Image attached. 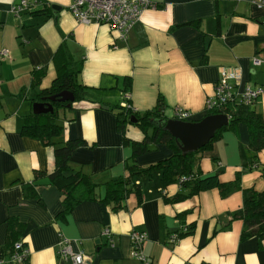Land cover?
<instances>
[{"label": "crops", "instance_id": "obj_1", "mask_svg": "<svg viewBox=\"0 0 264 264\" xmlns=\"http://www.w3.org/2000/svg\"><path fill=\"white\" fill-rule=\"evenodd\" d=\"M20 1L0 0V51H8L0 54V259L4 264H74L59 255L63 238L88 256L86 264H141L132 254L134 230L147 233L143 251L149 264H264V239L242 240L243 222L230 221L231 214L242 208L243 189L264 191L260 169L243 170L241 146L250 141L245 124L237 132H224L211 149L199 153L194 164L203 175L219 173L223 182L240 173L242 189L230 196L223 198L214 188L167 203L163 194H173L179 187L162 191L157 171L140 179L141 202L131 195L124 208L113 212L104 203L84 201L66 217L58 216L63 209L58 188L47 179L34 180L36 170L54 168L53 148L21 133L37 95L31 86L32 71L47 66L42 87L51 85L56 76L54 52L66 44L76 58L83 59L80 80L98 89L106 103L84 100L67 108L61 140L81 138L89 143L74 152L70 163L91 175L104 196L105 183L125 174V161L132 154L107 104L122 103L126 77L132 81L129 102L137 111L159 107L174 119L173 109L180 106L200 120L207 115L205 103L214 93L221 67H238L241 86L250 82L264 88V8L254 0H153L158 7L145 9L124 38L107 24L79 22L70 10L72 0H30L39 2L15 15L10 7ZM46 6L51 15L43 11ZM192 21L201 24L197 27ZM256 57L261 64L254 63ZM254 108L264 116V92ZM127 135L144 138L133 124ZM172 152L168 145L158 144L139 155L137 162L147 166ZM260 160L264 163V151ZM26 183L36 185L45 206L23 196ZM184 210L190 211L187 221L197 222L196 231L166 243L168 232L182 230L177 213ZM10 217L26 226L24 241L30 254L22 262L11 260L4 249ZM106 227L114 244L103 234Z\"/></svg>", "mask_w": 264, "mask_h": 264}, {"label": "trees", "instance_id": "obj_2", "mask_svg": "<svg viewBox=\"0 0 264 264\" xmlns=\"http://www.w3.org/2000/svg\"><path fill=\"white\" fill-rule=\"evenodd\" d=\"M253 1V0H252ZM46 6L44 12L48 11L51 15V8ZM38 14L39 12H32ZM218 14V19H219ZM197 27L201 21H192ZM56 68V76L51 85L42 87L43 79L47 74V66L35 68L32 75L31 86L37 90V95L32 99L35 102L50 103L54 111L48 113L35 114L33 111L26 115L23 120L21 133L24 136L38 139L43 145L53 148L55 165L52 170L42 172L36 170L34 180L47 179L48 183L53 184L62 193L63 209L58 214L59 217H66L74 208L84 201H98L110 206L113 212H118L126 206L127 199L135 195L138 201L143 198L141 178H151L159 171L161 172L162 191L171 185H178L179 189L173 194L164 193V201L175 204L192 198L202 191L214 188L219 189L223 198L242 189L241 174L237 173L235 178L223 182L220 174L203 175L195 168V162L199 153L212 148L213 144L220 140L223 133L237 132L240 124H245L249 133V144L241 146L243 159V170L251 171L255 167L260 169L264 176V163L261 162V153L264 151V116L256 108L243 103H229L221 108L207 112V115L225 114L230 117L229 124L223 126L216 133L215 137L203 148L189 154H183L176 138L163 126L153 123L154 119H168V117L156 107L145 112L134 111L121 103H107L116 116L117 128L122 135L123 143L130 145L132 154L125 161V174L105 183V194H96V183L91 175L80 169L74 168L70 159L74 152L80 147L88 146L89 143L81 138L61 140L64 125L61 122L62 114L67 108H73L76 102L90 101L106 103L97 94L96 88L85 85L80 80V73L83 69V59H78L71 52L66 44H62L53 55L52 59ZM125 92L131 88V79L126 77ZM63 91H69L74 96L73 102H62L59 98L51 100ZM124 92V93H125ZM123 100L127 101L123 97ZM130 101V100H129ZM70 105V107H68ZM135 118V121L132 120ZM130 124L136 125L144 134L142 140H135L127 135ZM158 144H166L172 149V155L166 159L159 160L147 166H141L137 162V157L147 153ZM241 172V171H240ZM23 196L29 199H37L42 206L44 201L34 183H26L23 186ZM189 210L177 213V218L182 224V230L177 229L168 232L166 243L172 240L173 235L183 238L193 234L197 228L196 221H187ZM243 222L241 239L258 237L264 239V191H259L254 187L243 189L242 208L231 214V222L234 220ZM8 232L4 249L12 256L18 251L17 243L24 241L26 226L16 217L7 220ZM186 228V230H184Z\"/></svg>", "mask_w": 264, "mask_h": 264}, {"label": "built area", "instance_id": "obj_3", "mask_svg": "<svg viewBox=\"0 0 264 264\" xmlns=\"http://www.w3.org/2000/svg\"><path fill=\"white\" fill-rule=\"evenodd\" d=\"M254 1L264 8V0ZM38 2L21 0L19 3L12 5L10 11L15 15H19L35 6ZM157 7V3L153 0H72L70 10L79 22L107 24L112 29L119 31L122 37L125 38L127 32L140 20L145 9ZM0 54L7 55L8 51H0ZM254 63L259 65L262 63V59L256 57L254 58ZM242 79V73L238 67H221L220 77L215 84L214 93L206 100V111L209 112L233 102L253 106L264 90L261 87H253L250 82H246L241 86L240 81ZM124 98L127 101L123 100L121 104L137 111L129 102L131 93L125 92ZM172 118L189 121L193 118V115L188 109L176 106L173 109ZM103 234L108 237L111 244H114L112 231L108 227L104 229ZM130 237L133 256L141 264H149V260L143 251V244L148 238L147 233L134 230ZM178 239L177 235L174 234L172 240ZM16 249L18 251L12 255L11 260L22 262L28 258L30 251L22 243H17ZM59 255L62 259L69 260L74 264H86L88 260V256L83 251L73 249L71 240L68 238H63L60 242ZM4 263L5 261L0 259V264Z\"/></svg>", "mask_w": 264, "mask_h": 264}, {"label": "water", "instance_id": "obj_4", "mask_svg": "<svg viewBox=\"0 0 264 264\" xmlns=\"http://www.w3.org/2000/svg\"><path fill=\"white\" fill-rule=\"evenodd\" d=\"M56 7L53 5V8L56 9ZM56 98L62 102L74 101V96L69 91H63L57 96L51 97V100H56ZM53 111V106L50 103L36 102L33 105L35 114ZM132 120L135 121V118ZM153 123L163 126L165 130L169 131L176 138L182 153L185 155L205 147L215 137L218 130L229 124V117L225 114H212L206 115L200 120L154 119ZM96 194H101L99 187L96 188Z\"/></svg>", "mask_w": 264, "mask_h": 264}, {"label": "rangeland", "instance_id": "obj_5", "mask_svg": "<svg viewBox=\"0 0 264 264\" xmlns=\"http://www.w3.org/2000/svg\"><path fill=\"white\" fill-rule=\"evenodd\" d=\"M252 86H253V87H260V86H256L255 83H253ZM261 87H262V86H261ZM262 89H264V88L262 87ZM259 97H260V96H259ZM259 97H258V98H259ZM258 98H257V100H258ZM257 100L255 101L254 105H256ZM254 105H253L252 107H254Z\"/></svg>", "mask_w": 264, "mask_h": 264}, {"label": "clouds", "instance_id": "obj_6", "mask_svg": "<svg viewBox=\"0 0 264 264\" xmlns=\"http://www.w3.org/2000/svg\"><path fill=\"white\" fill-rule=\"evenodd\" d=\"M194 119H191V120H189V121H193ZM230 120V119H229Z\"/></svg>", "mask_w": 264, "mask_h": 264}]
</instances>
